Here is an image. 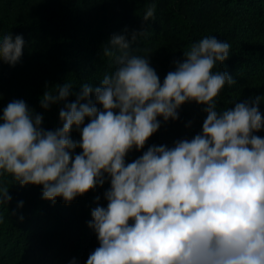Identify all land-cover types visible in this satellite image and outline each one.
Here are the masks:
<instances>
[{
    "label": "clouds",
    "instance_id": "obj_1",
    "mask_svg": "<svg viewBox=\"0 0 264 264\" xmlns=\"http://www.w3.org/2000/svg\"><path fill=\"white\" fill-rule=\"evenodd\" d=\"M154 13L152 3L142 20ZM148 35L110 37L102 54L115 68L98 86L82 83L79 92L70 82L45 86L41 109L63 103L55 129L44 128L43 115L24 100L10 101L0 114V176L21 187L42 186V199L53 204L58 197L69 204L109 182L106 207L91 210L88 227L99 246L86 264H264V137L256 135L264 130L261 97L217 110L216 98L235 80L213 71L230 50L215 36L193 43L161 82L150 56L131 48ZM24 47L22 35L4 34L0 62L14 66ZM191 102L204 106L200 133L171 147L151 145L126 162L161 127L158 117L176 121ZM11 200L8 187H0V204Z\"/></svg>",
    "mask_w": 264,
    "mask_h": 264
},
{
    "label": "trees",
    "instance_id": "obj_2",
    "mask_svg": "<svg viewBox=\"0 0 264 264\" xmlns=\"http://www.w3.org/2000/svg\"><path fill=\"white\" fill-rule=\"evenodd\" d=\"M152 3L154 19L144 22L143 13ZM141 30L150 35L138 37L131 48L137 50L135 54L150 56L161 82L174 70L172 62L182 59L193 43L206 36L227 42L229 58L213 71L228 72L235 84L226 85L216 98L217 110L260 96L259 110L264 115V0H0V38L10 33L25 40L17 64L0 62V114L10 101L22 99L43 115L44 128L61 126L63 103L41 109L43 91L66 82L73 92H79L82 83L98 86L103 75L115 68L103 57L102 46L113 34L130 40L133 31ZM203 107L185 103L178 110V120L163 122L158 117L161 127L142 150L129 152L126 162L151 145L171 147L176 140L200 133L206 118ZM256 135L264 137V130ZM71 136L80 139L75 129ZM3 186L12 200L0 204V264H86L99 246L88 222L97 204L106 207L107 180L69 204L59 197L54 204L44 200L42 186L21 187L10 175L0 176Z\"/></svg>",
    "mask_w": 264,
    "mask_h": 264
}]
</instances>
